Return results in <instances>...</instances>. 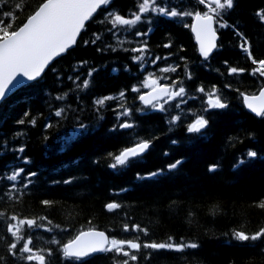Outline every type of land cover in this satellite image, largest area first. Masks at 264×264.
I'll use <instances>...</instances> for the list:
<instances>
[{
	"label": "trees",
	"instance_id": "trees-1",
	"mask_svg": "<svg viewBox=\"0 0 264 264\" xmlns=\"http://www.w3.org/2000/svg\"><path fill=\"white\" fill-rule=\"evenodd\" d=\"M42 1L0 0V20L5 25L11 21L10 30H15ZM140 2L110 0L85 25L76 45L54 60L40 79L0 103V264H29L24 259L27 254L19 251L23 241L15 254L9 251L15 240L7 228L17 223L12 216L36 219L44 226H24L21 234L31 237L34 250L43 251L46 264H123L129 259L115 252H100L66 260L62 245L87 228L104 229L110 238L141 244L168 242L171 237L176 244L198 245L182 252L143 247L128 250L137 256L135 261L129 259V264H264V237L239 241L234 236L238 231L251 236L264 229V208L259 207L264 202V117L248 112L241 95L257 92L264 77L251 74L256 66L240 50L241 41L232 27L217 26L219 47L208 60L201 59L190 28L191 16L145 13L134 28L117 29L119 40L124 41L118 44L108 31L111 25L101 21L110 12L130 18ZM157 3L183 11L205 8L197 6L196 0ZM258 12H264V0H234V8L226 11L223 19L248 38L253 56L261 60L264 22ZM136 32L147 35L138 37ZM94 34L100 39L85 44L95 39ZM145 42L144 59L134 61L140 53L131 49ZM228 66L246 71L228 75ZM173 67L175 71H161ZM90 69L95 71L89 78ZM150 74L158 82L182 84L186 103L177 108L179 98L168 101L164 111L144 107L139 95ZM77 76L79 81H75ZM85 78L90 79L89 87L77 89L76 84ZM213 85L228 106L205 111L207 97L197 88L203 86L207 92ZM133 87L140 91H132ZM65 93L64 99L56 98ZM104 96L117 99L98 109L94 100ZM120 104L131 110L130 116L121 119L133 123L134 128L112 131L118 124ZM61 108L63 116L56 117L54 112ZM177 115L181 119L170 125L168 121ZM198 115L209 120V126L202 134H190L187 126ZM20 120L24 123H18ZM81 124L86 128L81 129ZM138 138L151 139L150 149L127 167H109L108 153L118 152ZM21 147L23 152L18 151ZM249 150L257 157L249 159ZM242 158L245 163L237 165ZM178 159L182 163L169 171L167 165ZM214 164L218 165L216 171H209ZM17 169L24 171L16 181L8 180ZM159 169H164L160 175L137 178V174L147 177ZM112 202L120 207L109 211L106 205ZM124 225L129 231H124ZM134 225L147 234L132 230Z\"/></svg>",
	"mask_w": 264,
	"mask_h": 264
},
{
	"label": "snow or ice",
	"instance_id": "snow-or-ice-1",
	"mask_svg": "<svg viewBox=\"0 0 264 264\" xmlns=\"http://www.w3.org/2000/svg\"><path fill=\"white\" fill-rule=\"evenodd\" d=\"M110 0H45L42 5L39 6L38 10L32 14L22 26L17 30H10L12 28V22L10 21L7 25L4 24L3 20H0V102L9 98V94L13 88L17 85L25 84L29 81H37L41 77V74L45 71V68L54 60V58L61 56L66 53L72 46L77 43V38L81 31L85 28V23L93 18L101 6L108 5ZM197 6H205L204 11H183L178 10L176 7H169L168 5L161 6L157 3V0H141L138 5V11L133 13L130 18L122 16L119 13L110 12L105 16V20L101 23L107 22L111 25L108 29L117 39L118 44H123L124 41L119 40L117 29L130 30L134 28L141 20L145 13H156L160 16L177 18V17H193L194 22L190 25L191 31L195 33L196 41L199 45V53L205 59L208 60L215 50L218 49L217 44V25L219 28L232 27L235 31V35L239 37L240 50L246 54L247 59L251 61L254 67L251 71L252 75L259 74L260 77H264V59L257 60L252 54V45L248 38L235 28L234 25H229L223 16L226 11L234 8V0H196ZM257 15L260 17L261 22H264V12H258ZM5 17H11L10 13H5ZM188 27V25H185ZM95 39L92 41H84L85 44H95L100 39L99 34H94ZM136 36H146L147 33L136 32ZM170 47V44L164 45ZM116 50V49H113ZM126 51L128 49H125ZM132 52L140 53V55L134 56V61H141L144 59V53L147 52L146 42L136 48L131 49ZM159 59V57H157ZM86 63V62H81ZM155 63V61H153ZM225 65H228V61H224ZM173 68L161 69L162 72L175 71ZM95 69H90L87 76L90 78L93 75ZM116 71V69H113ZM244 68L228 66V75H236L245 72ZM191 79V75H188ZM69 80H73V77H69ZM80 77H75V81H79ZM74 81V82H75ZM90 79L85 78L81 83L76 84V88H88ZM178 82L174 81L171 85L161 86L157 79L153 78L151 74L143 82V87L151 89L147 94L139 96V100L145 106H151L154 109L164 111V104L168 101L176 100L179 98L180 103L176 104L179 108L180 104L186 103L184 97L187 95L185 88ZM230 87V85H225ZM132 91L139 92L138 87H133ZM197 91L204 93L207 97L206 104L209 109H224L228 105L223 102L222 98L218 94V89L215 85L212 86L211 91H205L203 86L197 88ZM64 96H58L57 99H64ZM243 102L246 107L258 117H264V88H261L256 95H246L241 93ZM125 93L121 91L119 98L123 100ZM117 97L104 96L94 100V104L97 108L103 107L107 101L115 100ZM163 101V102H162ZM121 111L117 112L118 124L113 126L112 131L117 129H132L134 124L127 120H122V117L130 116L131 110L124 107L123 104L119 105ZM64 114V109H58L54 112L56 117H61ZM28 115V113H25ZM181 117L179 115L173 116L168 123L175 125ZM23 124L24 120L18 121ZM35 124V120L31 121ZM51 124H47L46 127H51ZM209 126V120L204 116L198 115L196 118L187 126L188 133L202 134ZM81 129H85L86 126L80 125ZM153 141L151 139L138 138L130 145L121 148L118 152H109L108 157L112 163L109 165L112 169L124 168L134 162L136 159L146 153ZM176 143V141H172ZM19 152H23L24 148L18 149ZM168 155V153H164ZM249 159L257 157L255 151L249 150L246 153ZM25 158V163H27ZM182 163L181 160L167 165L169 171L176 169ZM245 160L242 158L238 160L237 165L244 164ZM237 165H234L237 166ZM218 165H210L209 171H216ZM23 169H17L7 176L10 181H16L17 178L23 172ZM164 169H159L156 172L147 174V177H141L137 174L138 179L151 178L162 174ZM29 176H34L35 173H29ZM30 182V181H29ZM70 181H65L69 183ZM13 188L15 185L12 186ZM27 187V185H25ZM43 204L49 205L50 201H42ZM118 203L112 202L106 205L109 211L119 208ZM259 207L264 208V202L259 204ZM12 223L8 226L7 231L12 235L15 242L9 245V251L15 254L18 244L23 241L19 251L27 254L24 259L31 264L32 261H36L37 264H46L45 255L43 251H36L31 247V237L25 238L22 235V229L27 226L29 229L36 227H44L42 224H38L36 219L23 218L19 219L16 216L10 217ZM46 219V218H42ZM51 231V229H45ZM132 230L144 231L138 225H134ZM124 231H129L128 225H124ZM234 236L239 241L258 240L264 237V229L259 232L248 235L244 232H235ZM172 238L169 237L168 242L163 243H144L141 244L138 240H120L117 238H110L102 231H96L89 229L87 231L79 232L72 240L63 244L61 252L66 260H80L83 257L89 256L90 254L97 252H115L117 255H123L128 257L130 260H137V256L128 250L139 251L141 247L150 248L154 250L168 249L178 252H182L185 248L195 249L198 247L196 243H180L176 244L171 242ZM58 243V241H53ZM51 250H48V255H51ZM129 259H125L123 264H129Z\"/></svg>",
	"mask_w": 264,
	"mask_h": 264
},
{
	"label": "water",
	"instance_id": "water-1",
	"mask_svg": "<svg viewBox=\"0 0 264 264\" xmlns=\"http://www.w3.org/2000/svg\"><path fill=\"white\" fill-rule=\"evenodd\" d=\"M44 2H45V1H43L42 3H44ZM42 3H41L40 5H42ZM40 5H39V6H40ZM39 6H38V8H39ZM101 7H102V6H101ZM38 8H37L36 10H38ZM36 10H35V11H36ZM35 11H34V12H35ZM34 12H33L32 14H34ZM32 14H31V15H32ZM31 15H30V16H31ZM30 16H29V17H30ZM29 17H28V18H29ZM28 18H27V19H28ZM27 19H26V20H27ZM26 20H25V22H26ZM25 22H24V23H25ZM87 22H88V21H87ZM87 22H86V23H87ZM193 22H194V20H192V23H193ZM86 23H85V25H86ZM22 25H23V24H22ZM22 25H21V26H22ZM214 27H215V25H214ZM81 32H82V31H81ZM80 34H81V33H80ZM79 36H80V35H79ZM79 36H78V38H77V41H78V39H79ZM196 43H197L198 51H199V45H198V42L196 41ZM75 45H76V44H75ZM75 45H74V46H75ZM74 46H72L70 49H72ZM70 49H69V50H70ZM64 54H65V53H64ZM64 54H62V55H64ZM199 54H200V53H199ZM62 55H61V56H62ZM59 57H60V56H59ZM59 57L54 58V60H56V59L59 58ZM202 58H203V57H202ZM54 60H53V61H54ZM53 61H52V62H53ZM52 62H50V64H51ZM50 64H49V65H50ZM49 65L45 68V70L49 67ZM44 72H45V71H44ZM44 72L41 74V76L44 74ZM38 79H39V78H38ZM29 82H32V81H29ZM29 82H26V83H29ZM26 83H25V84H26ZM22 85H24V84H22ZM22 85H17L15 88H13V90H12V92H11L10 94H12L15 90H17L18 88H20ZM161 86H165V85H161ZM263 88H264V87H263ZM150 90H151V89H148V90L145 91L143 94H147ZM10 94H9V95H10ZM141 95H142V94H141ZM249 96H251V95H249ZM245 106H246V105H245ZM246 108H247V107H246ZM247 109H248V108H247ZM248 110H249V109H248ZM249 111H250V110H249ZM250 112H251V111H250ZM251 113H252V112H251ZM94 230L105 232V231H103V230H97V229H94ZM84 231H87V230H84ZM105 234L107 235L106 232H105ZM107 236H108V235H107ZM93 254H94V253H93ZM90 255H91V254H90ZM83 258H84V257H83Z\"/></svg>",
	"mask_w": 264,
	"mask_h": 264
},
{
	"label": "bare ground",
	"instance_id": "bare-ground-1",
	"mask_svg": "<svg viewBox=\"0 0 264 264\" xmlns=\"http://www.w3.org/2000/svg\"><path fill=\"white\" fill-rule=\"evenodd\" d=\"M193 18V17H192ZM191 24H192V21H191ZM190 24V25H191ZM191 28V27H190ZM192 32V31H191ZM192 34H193V36H194V39H195V42H196V38H195V33H193L192 32ZM217 36H218V40H217V44H218V42H219V32H218V30H217ZM98 253V252H97ZM95 254V253H94Z\"/></svg>",
	"mask_w": 264,
	"mask_h": 264
}]
</instances>
